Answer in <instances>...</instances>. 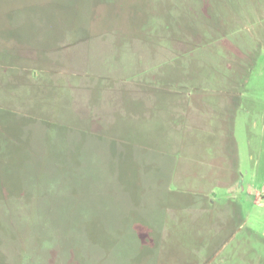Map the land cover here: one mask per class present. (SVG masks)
<instances>
[{
	"label": "rangeland",
	"instance_id": "1",
	"mask_svg": "<svg viewBox=\"0 0 264 264\" xmlns=\"http://www.w3.org/2000/svg\"><path fill=\"white\" fill-rule=\"evenodd\" d=\"M0 264H264V0H0Z\"/></svg>",
	"mask_w": 264,
	"mask_h": 264
},
{
	"label": "crops",
	"instance_id": "2",
	"mask_svg": "<svg viewBox=\"0 0 264 264\" xmlns=\"http://www.w3.org/2000/svg\"><path fill=\"white\" fill-rule=\"evenodd\" d=\"M96 74L105 75L103 72H99V71ZM111 75H114V74H111ZM170 92L171 93H169L168 95L165 94V96H168V98L164 100L165 104L164 106H162L163 109L158 111V113L160 112L161 117H159V115L157 116V114L155 115L154 119L148 116V121L146 124H144L143 122L136 121V118L140 120L141 117L145 118V115L143 116L136 115L138 112H135L139 109V105L142 102L144 104V101H146L143 99V97L147 98L148 95H150V93H148V90H145V89L140 90L138 88L136 89L130 88V87L124 88V87H119V86H115L112 89L111 88L104 89L99 94L100 95L99 100L94 101V107L92 108V110L98 109V112L100 114L99 116H101V119L106 122L105 125L110 128L117 127V130H120V129L125 130L126 128L133 130V128L135 127H141V128L149 127L150 128L153 126V124L158 118L160 121H163L164 123L163 125L166 128L173 129L175 127L176 129H181L184 124H189L192 122L194 123V121L196 123H199L198 120L202 119V115L200 112L202 108L209 111V113H211L210 112L211 110H214V112L216 113L215 122L217 121L218 124L226 121V117H227L226 114L229 112L228 110L230 108V101L226 99H220L218 101L213 100L215 101V104L211 105L209 104V102H212V101H208V99H193L192 94H189L184 91L177 90V91H173V92L170 91ZM92 95L93 93H91L88 96L91 98ZM108 96H110L109 99H107ZM161 101L162 100H160V102ZM158 102H159V99H158ZM123 106L127 107V110L124 113L125 115L127 114V112L133 113L134 121L132 120L133 121L132 124H131L132 121L130 120H128V122H125L126 120L123 119L125 115L122 114L118 117L117 113L120 111V109L122 111ZM220 109L222 113L218 111ZM176 120L178 121L176 122ZM220 126H222V124ZM121 132L122 130L116 133L117 137L120 140L123 139L122 137L123 134ZM131 156H136V155H134V153L132 152ZM168 175L170 176L171 172L169 174L168 173L165 174V176H168ZM157 190H160V189H157ZM156 196L157 198L154 200H157L158 198H160L161 194L156 193ZM141 198H143V195L141 196ZM164 199H165V196H164ZM158 201H155V202H158Z\"/></svg>",
	"mask_w": 264,
	"mask_h": 264
}]
</instances>
